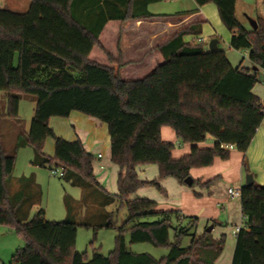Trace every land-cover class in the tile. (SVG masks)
I'll list each match as a JSON object with an SVG mask.
<instances>
[{
    "label": "trees",
    "instance_id": "obj_1",
    "mask_svg": "<svg viewBox=\"0 0 264 264\" xmlns=\"http://www.w3.org/2000/svg\"><path fill=\"white\" fill-rule=\"evenodd\" d=\"M152 1L31 0L25 13L0 9V90L9 92L7 116H19L21 94L36 97L29 132L19 128L13 153L0 149V225L14 229L25 242L13 253L12 264H215L223 253L225 234L219 239L207 231L198 234V217L159 209L156 201L133 195L148 185L166 194L160 181L167 177L188 185L192 168L211 166L217 157L230 158L232 149L226 145L245 154L264 122V102L253 92L260 81L258 70L234 67L222 49L206 50L201 42L185 41L186 35L200 34L198 22L157 46L164 61L152 71L125 78L122 27L132 19L157 16L148 10ZM195 1L215 3L232 34L231 46L248 49L253 64L264 70V19L248 30L236 16L237 0ZM72 111L107 123L111 159L120 168L117 197L127 207L128 218L108 255L95 252L88 258L76 249L78 221L47 220L43 208L23 221L21 206L9 193L17 151L31 146L35 165L64 168L65 176L70 174L86 191L82 204L89 203L90 193L110 194L98 181L94 155L83 142L67 141L50 126L52 117H68ZM164 126L171 127L181 142L192 144L191 151L174 158L175 144L162 139ZM49 137L56 143L53 157L44 152ZM208 137L214 139L213 146L200 147ZM151 164L158 166V177L141 180L137 166ZM244 166L249 173L245 162ZM214 180L192 179L189 186L208 187ZM240 198L245 223L237 234L232 264H264V185H243ZM71 201L66 199L69 212ZM81 223L92 224L86 218ZM126 233L130 244L151 243L168 247L169 253L161 259L136 253L129 249ZM188 236L189 245L183 246Z\"/></svg>",
    "mask_w": 264,
    "mask_h": 264
},
{
    "label": "crops",
    "instance_id": "obj_2",
    "mask_svg": "<svg viewBox=\"0 0 264 264\" xmlns=\"http://www.w3.org/2000/svg\"><path fill=\"white\" fill-rule=\"evenodd\" d=\"M160 2L164 3V5L158 4ZM157 5L158 8L153 9ZM148 10L157 16L132 19L127 21L122 27L121 50L123 52V62L127 63L122 69V74L125 78H140L152 71L157 64L164 61V58L157 50V46L168 41L178 31L201 22L200 34L186 35L184 40L187 42L193 40L201 42L206 50H211V40L217 39V49H222L226 52L234 67L250 70L252 73L258 70V77L262 74V79L259 77L260 81L255 85L253 92L264 102V70L260 68L254 69L255 65L249 57L250 52L248 49L237 50L231 46L232 34L223 23L215 3L199 5L195 0H154L148 4ZM182 13L185 14L176 16ZM163 14L171 17H164ZM236 16L246 29L255 30L252 23L256 22L258 25V19H264V0H237ZM99 58L103 61L105 60L104 58ZM8 95L9 92L5 91L3 94V105L0 109L1 135L10 131L13 133V125L16 123L14 118L7 116ZM19 126L26 134L30 130V126H25L21 119L19 120ZM50 126L57 136L67 141L72 142L80 139L85 148L94 155V172L98 181L108 192L118 190L117 180L120 168L111 159V136L107 123L82 112L72 111L68 117H52ZM20 127L16 130V137L19 134ZM162 139L166 142L178 143V148L176 147L173 150L174 158H180L191 151L192 144L181 142L175 131L169 126L162 128ZM213 144L214 139L208 137L207 141L200 143L199 146L208 147L213 146ZM55 145L53 138L49 137L46 139L44 152L47 156H54ZM0 149L8 152L3 144L0 145ZM35 156L36 154L33 150L31 163H33ZM262 159H264V122L245 154L234 148L231 150V156L228 160H222L217 157L214 164L207 166V168L191 169L190 173L194 177L192 179L196 178L201 183L219 178L213 185L211 183L208 187L200 186L203 188L202 191H207L208 196H204L202 192L199 194L195 193L197 195L195 197L186 189L184 184L173 177H167L160 181L161 186L166 190L165 198L158 195L146 197L148 195L143 191L147 186L140 187L133 197H144L154 200L157 202L158 208L162 210L177 209L185 216H198V234L203 233L212 225L213 230L211 233L215 239H219L223 234L226 235L224 251L215 264H232L238 234L235 230L237 227L244 226L245 217L242 212L241 198H231L228 194V189L245 185L246 174L248 173L244 162L249 169V173L254 175L255 181L264 185V174H258L254 171L257 165L262 163ZM31 166L34 171L30 176L14 177L12 175L8 180V188L11 198H13V195L20 194L22 197H29L31 202L36 204L40 202L41 196L37 176L39 169L44 167L34 164H31ZM136 170L139 178L144 181H151L159 175V168L155 164L140 165L137 166ZM149 170L150 173H148ZM208 170L210 172L212 170L217 171L213 172L215 175H210L212 173H208ZM140 171L142 172L140 173ZM143 175L146 177H143ZM85 192L82 189L81 200L74 199V201L82 204ZM171 193L173 194L172 196ZM200 195L202 197L198 198ZM89 203H92V201L90 200ZM26 204L28 203L26 202ZM13 233L14 229L11 227L0 225V237L8 234L12 235ZM15 250H12V255Z\"/></svg>",
    "mask_w": 264,
    "mask_h": 264
},
{
    "label": "rangeland",
    "instance_id": "obj_3",
    "mask_svg": "<svg viewBox=\"0 0 264 264\" xmlns=\"http://www.w3.org/2000/svg\"><path fill=\"white\" fill-rule=\"evenodd\" d=\"M30 4V0H0V9H8L19 13H25L28 11ZM158 4L164 5V3L162 2ZM156 8H158V5L156 7H153V9ZM259 77H261L260 79H262V74H260ZM4 93V90H0V109L3 105ZM20 96L21 101L18 119L20 118L25 126L31 127L33 115L35 113L36 97L27 94H21ZM18 119L15 118L16 123L13 125L14 128H11L13 133H11L10 131L3 135L0 134V145L3 144L8 153H13L17 143L19 134L16 137L15 133L17 132L16 130H18V127H20V119ZM176 147L178 148V143L175 144V148ZM33 150L34 149L31 146L18 149L15 168L13 172L14 177L30 176L32 174L34 168L31 166V164L33 165L34 163H31L30 161ZM217 170H212L211 172L208 170V173H212L210 175H215L213 172ZM254 171L258 174H264V159H262V163L257 165ZM141 172L142 171H140V173ZM148 173H150V170ZM143 177L146 176L143 175ZM191 177L193 176L191 175ZM37 180L39 182L38 186L41 190L39 203L33 204L27 196H18L19 194L13 195L12 199L16 204L19 203V205L21 206V219L23 221H30L37 213V211L40 208H43L45 210V218L50 221H64L66 219L78 221L79 226L76 240V249L80 252H86L88 258H92L95 252L108 255L115 249L116 238L119 234L118 229L125 223L128 218L127 207L125 205H122L121 200L117 197L118 190H111L110 194H104L101 196H96L95 193L91 195L90 193L92 198L89 194L88 198L91 199L92 203H87L85 205L76 203L74 201V199L79 201L81 200L82 189L80 186L76 185L73 182L70 174L64 177L52 175L51 170L44 167L42 169H39ZM218 180L219 178H216L212 182V185ZM185 186L186 189L189 190L195 197L197 196L195 195V193L199 194L202 192L204 196H208V193H206L207 191H202L203 188H201L198 184H195L193 187L189 185ZM143 192H146V195H148L146 197H153L154 195H158L165 198L166 195L161 193L155 186L152 185H148ZM177 194L179 195L178 192ZM172 195L173 194L171 193V196ZM200 197L202 196L200 195L198 198ZM66 199L72 200L71 202L72 204H74V207L72 206L71 212L67 210ZM26 202L28 204H26ZM80 209L82 210V212ZM190 216L198 217L196 215ZM85 218L92 223L91 226H86L81 223ZM106 223H112L115 226L111 228L98 227ZM176 223L177 222L175 221V224ZM126 238L128 241L129 249L136 253H149L157 259H161L169 253L168 247L164 246L158 247L151 243L130 244L129 233H126ZM171 239H174L173 231L171 233ZM190 239L191 237L189 236L184 237L182 245L188 246ZM24 244V240L15 231L12 235L8 234L4 237H0V264H12V250H15L17 247L23 246Z\"/></svg>",
    "mask_w": 264,
    "mask_h": 264
},
{
    "label": "built area",
    "instance_id": "obj_4",
    "mask_svg": "<svg viewBox=\"0 0 264 264\" xmlns=\"http://www.w3.org/2000/svg\"><path fill=\"white\" fill-rule=\"evenodd\" d=\"M225 147L229 148V149H234V145H226ZM51 173L52 175H56V176H60V177H64L65 176V170L62 167H55V168H51ZM228 194L231 198H236V197H241L242 194V187H230L228 189ZM241 227H237L236 228V233H238L240 231Z\"/></svg>",
    "mask_w": 264,
    "mask_h": 264
},
{
    "label": "water",
    "instance_id": "obj_5",
    "mask_svg": "<svg viewBox=\"0 0 264 264\" xmlns=\"http://www.w3.org/2000/svg\"><path fill=\"white\" fill-rule=\"evenodd\" d=\"M252 24H253L254 29H256V28L258 27V25H257L256 22H254V23H252ZM217 45H218V40H217V39H213V40H211V42H210V49H211V50H215V49H217ZM254 69L257 70V69H259V67H258V66H255ZM255 182H256V181H255L254 175H253L252 173H248V174L246 175V183H245V185H246V186H250V185H253ZM186 183H187L188 185H191V184H192V177L187 178V179H186ZM212 230H213V226L211 225V226H209V227L207 228L206 231H207V232H212Z\"/></svg>",
    "mask_w": 264,
    "mask_h": 264
}]
</instances>
